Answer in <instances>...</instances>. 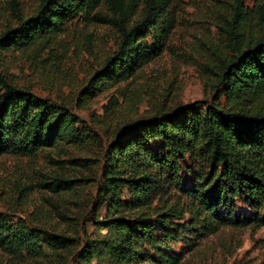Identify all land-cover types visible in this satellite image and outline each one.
Segmentation results:
<instances>
[{"label": "trees", "instance_id": "16d2710c", "mask_svg": "<svg viewBox=\"0 0 264 264\" xmlns=\"http://www.w3.org/2000/svg\"><path fill=\"white\" fill-rule=\"evenodd\" d=\"M253 1L249 8L235 0L232 18H224L230 35L210 102L127 123L105 144L68 106L0 72V155L34 157L61 145L100 150L104 184L97 195L106 207L105 219L96 221L99 234L85 229L81 240L0 213V250L33 258L47 251L73 256L81 247L75 264H182L222 228L264 227V0ZM11 3L16 26L0 34V53L47 48L73 21L117 31L116 49L82 91L94 95L136 77L164 51L178 6L177 0H39L24 14L18 0ZM77 160L92 166L90 158ZM73 181L51 175L42 187L65 193L76 189ZM178 244L179 252L165 250Z\"/></svg>", "mask_w": 264, "mask_h": 264}, {"label": "rangeland", "instance_id": "374dc122", "mask_svg": "<svg viewBox=\"0 0 264 264\" xmlns=\"http://www.w3.org/2000/svg\"><path fill=\"white\" fill-rule=\"evenodd\" d=\"M11 2L0 0V34L8 26H16ZM38 2L18 0L24 14L32 13ZM243 2L250 8L254 1ZM177 3L175 28L165 41L164 51L136 77L95 95L82 91L117 47V31L108 24L73 21L47 48L2 52L0 72L14 84L68 106L100 134L105 144L127 123L179 105L211 101V79H217L214 72L230 35L225 31L229 27L224 18H232L235 0ZM100 153L78 152L61 145L34 157L0 155V213L23 220L29 228L41 226L70 238L83 239L85 229L89 235L99 234L96 221L106 217V207H99L97 195L104 184ZM78 158L92 159V166L81 165L83 161ZM59 174L74 180L76 189L54 193L42 187L43 181ZM183 246L165 250L179 252ZM81 249H73V256L47 251L33 258L0 250V264H75ZM182 264H264V227L222 228L187 253Z\"/></svg>", "mask_w": 264, "mask_h": 264}]
</instances>
